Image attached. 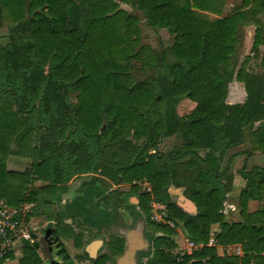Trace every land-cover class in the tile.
<instances>
[{"label": "trees", "instance_id": "obj_1", "mask_svg": "<svg viewBox=\"0 0 264 264\" xmlns=\"http://www.w3.org/2000/svg\"><path fill=\"white\" fill-rule=\"evenodd\" d=\"M122 5L166 29L171 47L157 52L142 45L138 19ZM262 13L264 0H242L226 17L217 0H0L8 27L0 48V201L18 208L32 201L26 196L34 181L54 185L99 174L129 185L147 225L164 234L145 264H264V168L241 169V221L228 223L223 211L232 175L221 163L248 133L251 152L264 154V128L253 130L264 121V81L247 70L249 56L236 74L245 104L226 102L242 28L256 27L251 52L264 44ZM172 137L177 144L161 151ZM11 155L31 159V167L9 171ZM144 183L150 189L140 191ZM171 187L184 189L196 216L174 202ZM250 201L260 203L254 212ZM152 203L165 205V224L151 221ZM170 223H181L203 247L176 261L164 250L176 235ZM214 225L217 244L240 245L241 256H220L208 246ZM55 238L83 246V235L70 229ZM35 246L25 243L16 264H46ZM60 246L64 263L74 264ZM124 249V239L112 236L93 264H108Z\"/></svg>", "mask_w": 264, "mask_h": 264}, {"label": "crops", "instance_id": "obj_2", "mask_svg": "<svg viewBox=\"0 0 264 264\" xmlns=\"http://www.w3.org/2000/svg\"><path fill=\"white\" fill-rule=\"evenodd\" d=\"M239 1L240 3H236L235 0L232 1L217 0L219 9L221 11L220 14L221 17H226L232 11V9L240 7L242 4V0ZM122 8L125 9L130 14L134 15L138 19V26L140 30L142 45H145L142 39V37L144 36L143 28L141 27V22L143 20L145 24L148 26L146 30L147 33H149L150 40H153L155 45L154 46L151 44L150 45L146 44V46L150 47L151 49L157 52H162L167 48L171 47V45L173 44V36L170 35L166 29H155L149 26L144 13L138 9H134L126 5H122ZM208 15L210 16L211 19L219 18V16L215 14H208ZM244 28L245 27L242 28L243 31ZM168 38H171V43H168L166 41L168 40ZM233 81H237L236 75H234L232 82ZM237 82L238 84H242L239 81ZM244 144L245 143L241 145ZM239 146L227 150L225 155L222 157L221 163H223V160L227 157L229 151ZM161 151H166V150H161ZM246 153L249 154V151H246L245 154ZM14 158H17L20 162H22L21 165L24 167L23 169L20 170L10 169V165H11L10 161L13 160ZM31 164H32V160L29 158H22L16 155H11L7 160V169L9 171L22 173L27 169H29L31 167ZM225 167H228V172L230 175H232V182L229 190L225 194V201H224L225 208L223 213L225 214V218L228 223L240 222L241 217H240L239 205H237L239 208V219L235 218L233 219L234 221L228 220L230 217L228 216L229 211L227 210V208L230 209L232 205H228L231 203H228L227 199L229 193L233 192L234 190L236 191L238 190V196H239L241 190L245 187V181L242 178V176L240 179L238 177H235V174L230 169V165H226ZM253 167L264 168V166L262 167V165L253 166ZM222 168H224L223 164H222ZM239 175H241V172ZM84 177H89L90 179L84 180L83 183H79V185L77 182H75L76 179L84 178ZM123 185L129 187L127 191L120 189ZM172 188L174 190H179L176 189L175 187ZM149 189H150V185L148 183H144L140 187V191H145ZM28 192L29 194H27L26 197H28L29 195H34L33 197H31L32 201H26L19 208L25 212L33 231L39 230L38 223L41 222L42 219H44L47 222V224H49V227L46 229L47 231L45 232V235L47 232H49L51 235L55 236L56 233L62 232L63 229H70V230H74L76 233H81L83 235V246L79 250L74 247L72 241L66 239L64 240H66L69 243V245L72 246L74 251L80 252L85 250L88 253L89 260H87L86 263H91L93 262V259L95 257L98 258L99 256L108 252V250L105 249L106 243H104L102 237H105L107 241L112 236L118 237V235H116V228H119L121 226L133 227L135 226L136 221L140 218H142L145 222L144 235L150 241L151 244L150 250L147 252V254L140 255L141 263L142 262L145 263L147 259L152 257L154 251L153 248L154 239L158 236H163L161 235V233L156 232L152 227H149L147 225L145 217L138 211V198L130 192L129 185L126 184L116 185L110 179H107L106 177L99 174L88 173V174L78 175L72 177L67 182L54 184V185H51L47 181L37 180L29 185ZM176 192L177 191L169 192L170 196L173 199H176L178 197V194ZM118 193L120 195L119 201L114 199V195H117ZM135 201H137L136 202L137 204L132 203ZM255 203L260 204L257 201H250L249 207H251ZM159 205L163 206V209H161L160 213H157V209H156L157 207L155 203L151 204V206L156 210L155 211L156 216L158 214V216L160 217V220L159 219L154 220L152 218L153 216H151L152 219L151 221L156 223H161L160 221H162L166 223L164 221L165 218L164 208L166 207L165 205L162 204ZM226 205L228 207H226ZM257 209L258 207L254 210L249 209V211L254 212ZM186 213L190 216H196L198 214V209L196 208V211H194V209H191L190 214L188 212ZM59 219L61 223L60 225L58 224ZM68 221H70L71 224L67 223ZM103 232H105V234L101 235V233ZM218 233H219V227L217 225L212 226L211 234L217 236ZM87 240L89 242H85ZM38 241L39 239H36V242ZM90 241H92L93 243H90ZM172 242H173L172 250L182 254L183 253L192 254L194 250L203 247V245L196 246L193 243H191L186 232H181L180 230L178 231L177 235L172 238ZM24 244L25 243H17L15 245L14 251L12 252L14 257L19 256V259L22 258ZM59 244H61L60 241ZM17 245L20 247L19 254L17 253V248H16ZM212 246L217 249L218 254L220 256L242 255V250L240 245L219 246L218 244L215 245L212 244ZM106 248H107V244H106ZM119 257L120 256H116V257L114 256L112 257V260L117 261ZM111 262H108V264H110ZM6 263H8V261Z\"/></svg>", "mask_w": 264, "mask_h": 264}, {"label": "rangeland", "instance_id": "obj_3", "mask_svg": "<svg viewBox=\"0 0 264 264\" xmlns=\"http://www.w3.org/2000/svg\"><path fill=\"white\" fill-rule=\"evenodd\" d=\"M235 2L240 3L239 0H235ZM259 19L264 24V13L259 15ZM141 27L143 28V33H144V36L142 37L143 43L145 45L146 44L147 45L148 44L154 45L153 40H150L149 33H147V30H146V28L148 26L145 24V22L143 20L141 22ZM255 30H256L255 25L250 24V23L245 25L244 31L242 32V37H241L242 39L240 40V44L238 45L237 50H236L235 63L237 66H236V70H235V75L237 74V72H238L240 66L242 65V63L244 62L245 58L249 56V60L246 63L247 70L250 73H254V74H258V75L262 76L263 81H264V44H262L258 48L257 51L251 52ZM7 34H8V27L0 18V48L3 47L7 43V38H6ZM166 41L168 43H171V38H168V40H166ZM245 101H246V92L244 89V85L238 84L237 81H233V82L231 81L228 85V95H227L226 102L229 104H232V105H236V104L243 105V104H245ZM262 128H264V121L261 123H257L254 126L253 130L257 131L258 129H262ZM245 137H246L245 144L229 151L227 157L223 160V163H222L224 167L226 165H230L231 171L235 174V177H238L239 179L241 178V175H239L240 171L244 165H246V167L248 169H251L253 166H259V165H262V167L264 166V154H262L261 152H251L250 151V149H251V136L248 133V134H246ZM175 144H177V140L175 137L165 139L161 142L160 149L168 151ZM246 151H249L250 155L248 153L245 154ZM10 162H11L10 169H12V170H15V169L20 170V169L24 168L21 165L22 162H20L17 158H14ZM27 165H29V164H27ZM89 179H90L89 177L78 178V179H76L75 182H77L79 185V183H83L84 180H89ZM128 188H129L128 186L123 185L120 189L127 191ZM227 200H228L227 201L228 203H231L228 205H232L230 209L227 208V210L229 211L228 216L230 217L228 220L234 221L233 219H235V218L239 219V208L237 206V205H239L238 204L239 203V201H238V190L237 191L234 190L233 192L229 193ZM2 201H4V200H2ZM136 202L137 201L132 202V203L137 204ZM155 205L157 207L156 208L157 213H160L161 209H163V206H160L159 204H156V203H155ZM259 205L260 204L255 203L251 207H249V209L254 210L257 207H259ZM226 207H228V206L226 205ZM164 209L166 210V208H164ZM165 210H164V213H165ZM155 211L156 210L154 209V213L152 215L153 216L152 218L154 220H158V219L160 220V217L158 216V214L156 216ZM160 222H161L160 224H165L162 221H160ZM67 223L71 224L70 221H68ZM38 224H39V230H34L33 236L35 239H39V241L36 242L35 247H37V249L40 250L39 252L43 255L44 246L42 243V238H43V236H45V232L47 231L46 229L49 227V224H47V222L44 219H42V221L39 222ZM169 225H170V227L173 228L172 223H170ZM183 228H182V224L179 223V226L177 228H173V229L176 231V235H177L179 230L181 232H186V230ZM72 231H74V230H72ZM104 234H105V232L101 233V235H104ZM161 235H164V234L161 233ZM102 239H103L104 243L107 244V248H106V244H105V249L108 250L109 240L107 241L105 237H102ZM85 242H89V241L87 240ZM90 243H93V242L90 241ZM45 244L48 246V248L51 251L53 261H54L53 264H65L64 261L62 260L63 255H61L59 253V252H61V246H60L58 240L55 238V236L50 234L47 237ZM16 248H17V253L19 254L20 253V247L17 245ZM74 257L79 263H83V264L86 263L87 260H89L88 259L89 255L85 250L80 251V252L74 251ZM18 259H19V256L14 257L13 261L8 262L6 264H16ZM45 262H46V264H49L48 259H46ZM110 264H116V260H114V261L112 260V262ZM142 264H145V263L142 262Z\"/></svg>", "mask_w": 264, "mask_h": 264}, {"label": "water", "instance_id": "obj_4", "mask_svg": "<svg viewBox=\"0 0 264 264\" xmlns=\"http://www.w3.org/2000/svg\"><path fill=\"white\" fill-rule=\"evenodd\" d=\"M172 191H177L178 197L176 199H173L172 197L171 198L175 201V203H177V205L180 208H182L184 211L188 212L189 214L191 209H194V211H196L197 207L194 205V203L184 196V189L174 190L171 187L169 192ZM144 229H145V222L142 218L138 219L136 221L135 226L133 227L121 226L119 228H116V235H118V237L123 238L125 241L124 253L117 259L116 264H142L140 262V255L147 254V252L150 250L151 247L150 241L144 235ZM49 235L50 233L47 232L46 235L42 238V243L49 264L50 263L53 264L54 261L51 251L48 248V246L45 244L46 239ZM60 243L64 246V249L66 250L67 254L69 255V257L71 258L74 264H83V263H79L75 259L74 249L72 248L71 245H69V243L66 240L60 239ZM96 259L97 257H95L93 260ZM84 264H93V262L84 263Z\"/></svg>", "mask_w": 264, "mask_h": 264}, {"label": "built area", "instance_id": "obj_5", "mask_svg": "<svg viewBox=\"0 0 264 264\" xmlns=\"http://www.w3.org/2000/svg\"><path fill=\"white\" fill-rule=\"evenodd\" d=\"M17 243H29L30 245L36 243L31 224L25 212L19 207L13 208L5 201H0V262H7L9 260L8 256L14 251ZM212 244H217L214 234H210L208 246L213 247ZM164 250L176 261H180L181 258L186 255L184 253L175 252L172 248H165Z\"/></svg>", "mask_w": 264, "mask_h": 264}, {"label": "flooded vegetation", "instance_id": "obj_6", "mask_svg": "<svg viewBox=\"0 0 264 264\" xmlns=\"http://www.w3.org/2000/svg\"><path fill=\"white\" fill-rule=\"evenodd\" d=\"M59 242V241H58Z\"/></svg>", "mask_w": 264, "mask_h": 264}]
</instances>
